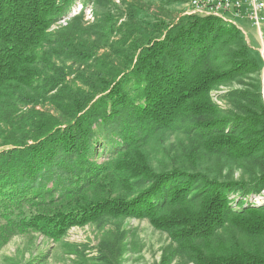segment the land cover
Returning <instances> with one entry per match:
<instances>
[{"label": "trees", "instance_id": "16d2710c", "mask_svg": "<svg viewBox=\"0 0 264 264\" xmlns=\"http://www.w3.org/2000/svg\"><path fill=\"white\" fill-rule=\"evenodd\" d=\"M75 2L0 0V245L26 233L58 242L74 227L131 218L168 234L161 264H264V204L253 202L264 191L261 93L237 91L232 112L211 96L260 72L240 30L217 17L184 16L124 71H100L94 83L106 88L96 101L54 100L67 118L57 126L35 110L69 84L53 57L84 65L94 54L75 31H52ZM113 125L118 140L102 142L98 133ZM178 128L189 136L182 147L188 168L218 157L246 164L249 178L220 180L182 167L156 172L143 144ZM121 242V234L102 242L106 263L119 259Z\"/></svg>", "mask_w": 264, "mask_h": 264}, {"label": "rangeland", "instance_id": "374dc122", "mask_svg": "<svg viewBox=\"0 0 264 264\" xmlns=\"http://www.w3.org/2000/svg\"><path fill=\"white\" fill-rule=\"evenodd\" d=\"M188 3L189 0H76L52 31H62L65 36H72L71 31H75L80 40L93 44V57L84 65L75 58L53 57V61L69 74V84L66 82L49 94L35 110L55 118L57 126L65 124L66 115L54 104V100L61 102L71 98L83 102L99 99L106 87L99 82L94 83L97 74L100 71L105 74L107 67L124 71L129 64L128 59L137 56L150 42L163 39L167 30L188 16L185 15ZM79 14L83 17L74 19ZM243 19L235 25L241 32L250 57L260 65V72L223 84L211 92L214 103L225 112L237 111V91L254 92L256 88L264 104V18L260 26L250 18ZM113 126H107L98 133V138L104 140L102 142L118 140L113 128L117 132L119 127ZM185 132L183 128L162 130L145 140L143 151L156 172L182 167L189 169L190 173H202L220 180L227 177L234 180L249 178L246 164L218 157L204 156L196 163L195 170L188 168L183 164L182 157V147L189 141ZM109 148L104 145L100 152L106 154ZM233 195L240 197L238 193ZM253 202L263 205L264 191ZM115 234L118 237L122 235V251L117 256L119 259L116 258L118 261L112 264H161L165 249L171 245L168 234L154 229L147 220L104 219L97 224L74 227L58 242L37 233L14 236L0 245V264H108L103 260L101 244L107 239L113 240ZM172 264L191 263L178 258Z\"/></svg>", "mask_w": 264, "mask_h": 264}, {"label": "built area", "instance_id": "2783aa9c", "mask_svg": "<svg viewBox=\"0 0 264 264\" xmlns=\"http://www.w3.org/2000/svg\"><path fill=\"white\" fill-rule=\"evenodd\" d=\"M185 15L197 17H217L224 22L237 25L236 22L250 18L260 26L264 18L263 0H189ZM235 25V26H236ZM261 205V204H258Z\"/></svg>", "mask_w": 264, "mask_h": 264}]
</instances>
